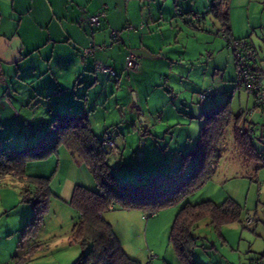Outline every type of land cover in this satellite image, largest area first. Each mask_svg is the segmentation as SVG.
I'll return each instance as SVG.
<instances>
[{"label":"rangeland","instance_id":"rangeland-1","mask_svg":"<svg viewBox=\"0 0 264 264\" xmlns=\"http://www.w3.org/2000/svg\"><path fill=\"white\" fill-rule=\"evenodd\" d=\"M212 1H145L140 13L137 11L142 19L130 24L138 32H149L144 41L149 53L160 49V56H165L166 64L171 67L150 64L136 75L142 70L141 66L128 78L121 72L119 84L115 83V77L102 73L101 83L96 88L88 93L85 91L88 85L80 88L88 98L85 100L87 96L78 93V97L83 98L80 101L87 102L86 108L83 109L82 104L79 110H85L86 115L92 112L94 133L99 137L104 131L109 133L122 154L117 166L113 157L110 160L118 179L138 182L153 178L161 186L172 188L189 170L192 155L177 175L169 177L174 165L197 151L206 110L230 98L235 77L234 59L224 39L216 32L220 26L218 21L207 10ZM246 4L245 0H234L231 18L239 32L255 31L261 39L264 11L255 4L246 9ZM189 12L200 15L193 24L201 25L203 30L194 29L186 22ZM141 23L143 29L138 28ZM127 50L139 58L133 47ZM59 83L60 87L52 77L44 76L35 82L10 79L1 84L7 92L0 99V133L3 134L0 150H26L38 136H49L54 130L51 121L57 115L50 113L49 106H58L62 114L67 104L74 101L75 91ZM208 85L215 90L214 99L200 100L198 93ZM54 88L57 93H53ZM35 90L49 97L43 98ZM247 98L242 91L231 97V120L218 145L220 155L214 163L216 169L213 168L202 186L151 216L135 208H114L103 213L130 257L141 264H185L168 239L178 210L186 202L196 204L211 200L220 204L227 198L242 206L243 219L247 213H255L257 225L232 222L222 225L219 233L207 218L200 220L194 228L197 245L191 252L192 261L196 264H247L250 258L264 253V175L258 177L248 168L257 164L256 171L264 170V165L260 166L258 160H243L233 142V127L241 123L239 113L252 107L251 97ZM250 117L257 125V133L250 139L256 150L264 154V128L259 127L264 124V114L256 110L247 114L248 120ZM45 161L41 160L44 164L30 163L28 172L50 174L58 161L49 164ZM78 174L77 184L94 185L85 163H81ZM69 175L61 170L53 174L47 209L42 222L33 227L28 226L32 206L23 197L24 182L13 173L0 170V264H73L88 250L89 246H82L71 238L75 211L68 203Z\"/></svg>","mask_w":264,"mask_h":264},{"label":"trees","instance_id":"trees-1","mask_svg":"<svg viewBox=\"0 0 264 264\" xmlns=\"http://www.w3.org/2000/svg\"><path fill=\"white\" fill-rule=\"evenodd\" d=\"M228 3L229 0H213L207 10L218 21L220 26L216 32L221 35L225 45L233 54L235 77L232 82L233 88L230 92V98L225 102L210 107L205 112L206 119L201 127V139L199 140L197 151L187 154L183 161L174 165L173 172L169 177H172L173 174L177 175L188 160V156L192 155L189 170L172 188L161 186L159 181L153 178L138 182H127L118 179L110 160L113 157L112 160L113 162L116 161L114 163L117 166L120 163L118 157L121 152L114 144L109 133L105 131L101 137L97 136L88 124L86 115L82 113L68 112L57 114L54 120L51 121L54 130L49 133V136H46L47 140L38 147L31 146V148L22 151L0 150L1 172H11L24 182L23 197L32 206V216L28 221V226L31 225L33 227L38 226L42 222L52 192L50 181L53 174L57 171V166L50 174L44 175L29 173L27 170L29 164L50 157L57 158L60 147L66 148L71 157L78 160L80 164H86L92 175L94 185L85 187L76 183L72 188L68 203L75 211L71 238L82 246H89V248L86 252L81 253L73 264H141L125 252L111 223L104 217L103 213L114 208H135L151 216L161 207L176 203L209 179L215 160L220 155L218 145L223 138L225 126L231 120L232 110L229 107L231 97L240 91L247 93L243 88L239 87L244 83V81L238 79L239 73L242 74V72L246 71L264 85V66L261 65L258 49L248 37H234L230 33ZM188 15V23L192 27L204 29L199 24L197 26L193 24V21H197L200 18L198 13L189 12ZM105 17L106 15L100 18L98 25L92 24L90 21L89 23L98 27ZM126 27L127 29H136L132 25H126ZM142 27L143 25L141 24L138 28ZM113 30L119 31L117 39L113 38ZM221 30L224 32L221 33ZM110 37L112 42H119L122 39L121 29H112ZM233 39L244 41L241 48L237 49L242 57L241 59L235 57L232 49ZM261 40L264 43V37ZM262 49H264V45H262ZM247 51H251V54L248 55ZM129 52L132 51L128 50L126 55ZM134 56L138 61V67L134 70L126 71L124 63L122 73L125 78H128L130 73L140 68L139 58L135 54ZM108 74L113 77L118 76L117 71H115V74ZM208 87L198 93L200 100H212L214 98L215 90L211 87V91L208 92ZM201 94H204V97H200ZM247 96L251 97L253 101L252 107H246L239 113L241 123L234 125L233 139L236 148L244 159H259L262 161L264 154L256 150L250 139L251 135H255V132L253 123L248 120L247 115L245 116L247 130L245 129L244 132L240 131L244 122V111L252 110L253 112L258 110L254 107L253 96L249 94ZM262 128H264V124H262ZM107 138L113 142L114 148L107 145ZM256 168L254 169L255 171ZM204 218H207L208 223L219 233L221 226L224 224L240 222L242 225H247L243 223L242 206L232 198H227L220 204H216L211 200L196 204L186 202L178 210L168 238L176 255L185 264H196L191 259V252L197 245L194 228ZM151 257H154V255H151ZM262 258H264V254L251 258L247 264H251L255 259Z\"/></svg>","mask_w":264,"mask_h":264},{"label":"crops","instance_id":"crops-1","mask_svg":"<svg viewBox=\"0 0 264 264\" xmlns=\"http://www.w3.org/2000/svg\"><path fill=\"white\" fill-rule=\"evenodd\" d=\"M145 1L148 0H0V99L7 92L1 84L10 79H14L15 82H35L40 77L50 76L58 87H60L59 82H62L67 85L68 89L75 91L72 99L74 101L67 104V108H64L65 113L74 112L86 115L85 110L82 112L79 107L83 104V109H85L87 102L80 101L83 98H79L78 93L79 95L84 93L87 96L86 93L100 85L103 72L96 70L95 65L110 67L117 71L118 76L115 77V83L119 84L120 73L128 51L127 47H133L141 59L140 67L143 68L139 69L136 75H140L143 69L150 64L161 67L166 65L170 68L171 65L166 64V57L160 56V49L156 53L155 51L149 53V47L144 43L149 32L141 33L136 29L126 27V25H131L130 22L142 19L137 11L140 13V6ZM233 2L234 0H231L230 9L228 8L230 33L234 37H248L258 49L261 65L264 66L262 40L259 35L255 34V31L242 33L237 30L230 15ZM246 2L248 6L246 9L255 4L258 9L264 11V0H245ZM104 5L106 17L102 19L100 26L93 25L92 27L88 17L97 13ZM162 16L161 14V18ZM118 28L122 30V39L115 43L111 40L110 32L111 29ZM193 28L196 29V27ZM225 47L232 54L226 45ZM87 48L90 51L85 52L84 49ZM170 61L173 62V60ZM60 76L63 78L60 79ZM85 78L86 82L82 80ZM107 84L109 85L110 81H107ZM85 85H88L86 93L80 89ZM35 92L43 98L49 97L41 93V90H35ZM57 92L58 90L54 88L53 93ZM245 95L247 100V93ZM87 98L88 96L85 100ZM49 110L51 114H59L61 111L58 106L54 108V105L49 106ZM92 116V112L86 115L88 124L94 132L95 121ZM250 119L256 135V121L252 117ZM260 126L262 127L261 124ZM0 137L3 138V134L0 133ZM46 140L47 137L38 136L32 147H38ZM46 160L48 164L58 161L57 171L61 170L63 174H70L69 189L72 192L73 183L76 184L78 181L80 162L73 159L64 147L59 148L57 158L51 159L50 157ZM243 160L252 161V159ZM32 163L44 164L41 161ZM258 163L260 166L264 165L259 159ZM256 166L258 165L251 164L248 168L258 177L264 175V170H254ZM70 195L71 193L68 195L69 198ZM253 224L256 226L257 222Z\"/></svg>","mask_w":264,"mask_h":264},{"label":"built area","instance_id":"built-area-1","mask_svg":"<svg viewBox=\"0 0 264 264\" xmlns=\"http://www.w3.org/2000/svg\"><path fill=\"white\" fill-rule=\"evenodd\" d=\"M106 15V10H105V5L104 7H102V9H100L96 14L92 15L89 17V21L92 24L98 25L100 22V18L104 17ZM224 31L221 30V33H223ZM113 34V38L117 39L119 37V31L113 30L112 31ZM244 44L243 40H232V49L235 53V57H237L238 59H241L242 57L240 56L239 50L237 51V49L241 48V46ZM85 52L90 51L89 48L84 49ZM247 54H251V51H247ZM96 69L101 70L103 72H108L110 74H115V70L110 68V67H105V66H101V65H95ZM138 67V61L136 60L134 54L132 52H129L126 57H125V66L124 68L126 69V71H130V70H134ZM240 76H238V79L244 81V83L242 85H240L239 87L243 88L247 94L252 95L253 96V100H254V107L257 108L262 114H264V85H262L259 81H257V78H255L254 76H252L251 74H249L248 72H242L239 73ZM208 92L211 91V87H208ZM234 93V92H233ZM200 97H204V94H201ZM252 112L251 111H244V116H243V125L240 128L241 132H244L246 129V123H245V116L249 113ZM247 130V129H246ZM251 132V130H250ZM106 143L108 146L114 148L113 146V142L111 140H109L107 138ZM262 162H264V159H262ZM262 213H264V210H262ZM257 216L255 213L251 214V213H247L243 219V222L247 225H250L254 222L257 221ZM251 264H264V258L262 259H255L254 261H252Z\"/></svg>","mask_w":264,"mask_h":264}]
</instances>
